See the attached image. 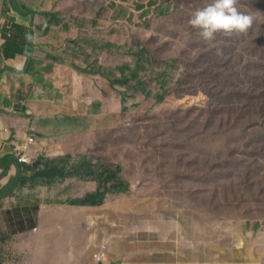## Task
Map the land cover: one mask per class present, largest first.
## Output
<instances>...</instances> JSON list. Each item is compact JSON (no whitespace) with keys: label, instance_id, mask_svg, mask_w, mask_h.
Returning a JSON list of instances; mask_svg holds the SVG:
<instances>
[{"label":"rangeland","instance_id":"obj_1","mask_svg":"<svg viewBox=\"0 0 264 264\" xmlns=\"http://www.w3.org/2000/svg\"><path fill=\"white\" fill-rule=\"evenodd\" d=\"M80 1L81 7L75 10L82 24L81 38L73 46L74 55L70 50L62 55L63 64L57 69L70 68L64 75L82 82L84 95L91 90V96L99 97L100 106H110L109 112L113 111L116 118L113 126L100 127L78 140L71 161L81 158L80 150L87 151L82 153L100 169L121 168L122 176L136 187L134 194L113 200L126 210L138 211L141 199L148 203L162 200L166 205L173 200V212L184 209L182 215L202 226L212 218L252 219L264 232V146L258 144L264 138V111L258 115L251 102L241 106L242 99L231 108L228 103L232 100L224 99L226 92L208 94L187 80L196 70L190 62L195 53L222 41L226 46L219 63L226 65L233 82L249 90H255L258 82L264 84V66L254 69L257 56L250 46L263 36L264 0H235L237 9H245L253 22L246 31H234L235 36L223 40H205L188 23L192 12L208 0ZM67 18L72 21L69 15ZM242 49L244 63L250 60L252 69L262 73L253 79L243 76L241 83L231 66L236 65ZM195 76L199 85L202 80ZM182 78L183 85L179 83ZM220 78L221 88H225V80ZM86 81H94L97 88L89 89ZM258 90L264 97V90ZM162 96L164 100H160ZM212 102H226L220 115L213 118L217 122H207ZM228 121L237 125L231 134L240 137L247 149L238 140L228 144L227 135L212 137L220 126L225 129ZM242 126H249L246 134ZM233 151L240 164L233 160ZM68 181L44 197L55 201L58 196L89 191L76 177ZM91 189L100 191V186ZM38 213L39 205L1 211L0 237L12 235L21 227H37ZM138 217L131 213L125 220L136 223Z\"/></svg>","mask_w":264,"mask_h":264},{"label":"crops","instance_id":"obj_2","mask_svg":"<svg viewBox=\"0 0 264 264\" xmlns=\"http://www.w3.org/2000/svg\"><path fill=\"white\" fill-rule=\"evenodd\" d=\"M76 7L80 0H0V36L12 32L0 51V212L39 205L37 227L0 237V264H264L257 220L212 218L202 226L182 215L184 209L173 212V200L141 199L138 211L126 210L113 200L127 194L102 201L91 189L98 182L80 174L78 183L89 190L84 195L44 197L69 182L59 178L66 166L86 162L87 151L80 150V159L68 160L77 141L116 118L91 90L84 95L82 82L64 75L70 68L57 69L81 38ZM30 135L36 144H29ZM131 213L139 215L136 223L125 220Z\"/></svg>","mask_w":264,"mask_h":264},{"label":"trees","instance_id":"obj_3","mask_svg":"<svg viewBox=\"0 0 264 264\" xmlns=\"http://www.w3.org/2000/svg\"><path fill=\"white\" fill-rule=\"evenodd\" d=\"M243 13H247L245 9H242ZM96 24H98L97 21H95ZM252 29L249 28V31ZM263 29L260 30V34L263 36H259L254 42L250 44L253 53L257 56L256 60L253 61V67L258 69H263L264 66V32H262ZM235 36L234 32L231 35H225L222 32H217L215 34V39L223 40V37H231ZM11 38V37H10ZM9 39V38H8ZM14 39H10V43L8 44V47H11L12 42ZM9 42V41H8ZM226 44L222 41L217 42L213 44L211 47H202L199 51L195 53L194 59H190V62L192 64V67H195L196 70L190 72L188 74L187 80L188 82L191 81L192 84H190L192 87H196L198 90V86H201L202 90L207 92L208 94L217 95L219 92L224 91L226 92L224 99H230L232 100L230 103H228V106L231 108H235L238 106V100H243L241 103V106H248V102H251V108L258 114L263 115L264 111V97L262 95H259L258 88L263 91L264 90V84L262 82L257 83V87L255 90H249L247 87L243 85H238L237 83L233 82L231 79V75L227 71L226 65H221L219 63V58L221 55V50L225 51ZM244 49H242L236 57V65L231 66L232 71L236 73V76L239 78L240 82L242 83V77L246 76L250 79H253L255 76H258L262 71H256L253 70L251 67L250 60L244 63V55L242 52ZM259 54V55H258ZM221 68V69H219ZM190 74H193L190 76ZM198 75L199 79L202 80V82L198 85L196 83V76ZM224 78L225 80V88H221V78ZM264 78V75H263ZM123 81V80H121ZM180 84L183 83V78L179 79ZM183 89V87H182ZM181 89V90H182ZM188 91L194 92L195 89L187 88ZM169 93L165 94L166 96L169 95ZM250 97L252 99H243V97ZM165 96L160 97V100H164ZM226 102H212L211 108L209 109L207 113V122L216 121L213 120L214 116L220 115V111L222 109V106ZM217 122V121H216ZM225 123V129L220 126L219 130L214 131L213 138L217 135H227L226 142L228 144H232L235 140H238L242 146H245V149H247L246 143L239 137H235L231 134V131L233 128H235L237 125H235L234 122ZM244 129V134H246L249 130V126H242ZM227 130L229 134H226L222 131ZM232 138V139H231ZM234 138V139H233ZM261 147L264 146V138L261 143H258ZM233 154V160L237 162V164H240L239 159L235 156L236 151L232 152ZM89 156L85 157L86 161L81 164L76 163L73 165H70V168L68 166L65 167V175L63 177L59 178H72L77 175L80 179L84 181H96L98 182V185L100 186V191H98V194H96L98 199L104 201L108 194H127L132 195L134 192H136L134 185L131 184L130 181L127 180L125 176H122V172L120 171L121 168H113V167H104L100 169L97 164H95L91 159L88 158ZM69 162H71V159H68ZM82 161V162H83ZM66 162V161H65ZM81 164V165H80ZM218 169V168H216ZM196 171H200V169L197 167ZM216 182H219V179H215ZM13 187V183L10 184L11 190ZM5 190V189H4ZM7 190V189H6ZM216 192H218L216 190ZM6 193L5 191L3 192ZM96 201V200H95ZM80 203V202H79ZM87 203V202H86ZM85 202L82 204H86Z\"/></svg>","mask_w":264,"mask_h":264},{"label":"clouds","instance_id":"obj_4","mask_svg":"<svg viewBox=\"0 0 264 264\" xmlns=\"http://www.w3.org/2000/svg\"><path fill=\"white\" fill-rule=\"evenodd\" d=\"M252 22L250 14L237 9L235 0H208L203 7L195 9L188 20L205 40L213 39L217 32L231 35L234 31H246Z\"/></svg>","mask_w":264,"mask_h":264},{"label":"built area","instance_id":"obj_5","mask_svg":"<svg viewBox=\"0 0 264 264\" xmlns=\"http://www.w3.org/2000/svg\"><path fill=\"white\" fill-rule=\"evenodd\" d=\"M10 37H12V32H8L6 36L5 35L0 36V51L3 49L4 42ZM28 141H29V144H36L37 143V140H36L34 135H30ZM19 161L22 163H28V162H31V159L28 157H25V156H21V157H19ZM96 257L99 261L103 259L102 258L103 255H96Z\"/></svg>","mask_w":264,"mask_h":264},{"label":"water","instance_id":"obj_6","mask_svg":"<svg viewBox=\"0 0 264 264\" xmlns=\"http://www.w3.org/2000/svg\"><path fill=\"white\" fill-rule=\"evenodd\" d=\"M17 107L20 108L19 110H21V111H26V112H28V108L26 107V105H23V103H19V104L17 105ZM35 166H37V164H36ZM102 264H103V263H102Z\"/></svg>","mask_w":264,"mask_h":264}]
</instances>
